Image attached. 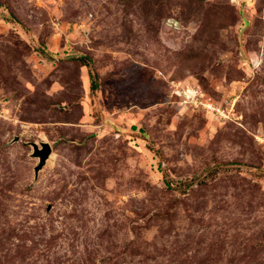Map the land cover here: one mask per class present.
<instances>
[{"label":"rangeland","instance_id":"rangeland-1","mask_svg":"<svg viewBox=\"0 0 264 264\" xmlns=\"http://www.w3.org/2000/svg\"><path fill=\"white\" fill-rule=\"evenodd\" d=\"M0 264H264V0H0Z\"/></svg>","mask_w":264,"mask_h":264},{"label":"water","instance_id":"water-1","mask_svg":"<svg viewBox=\"0 0 264 264\" xmlns=\"http://www.w3.org/2000/svg\"><path fill=\"white\" fill-rule=\"evenodd\" d=\"M34 146H35L34 155L40 158V163L36 167V172H37L46 163L47 159L49 158L52 152V148L48 142H42V148H39L37 143H34Z\"/></svg>","mask_w":264,"mask_h":264},{"label":"trees","instance_id":"trees-1","mask_svg":"<svg viewBox=\"0 0 264 264\" xmlns=\"http://www.w3.org/2000/svg\"><path fill=\"white\" fill-rule=\"evenodd\" d=\"M92 87H93V88H97V87H98V83H97L96 81H93V82H92Z\"/></svg>","mask_w":264,"mask_h":264}]
</instances>
